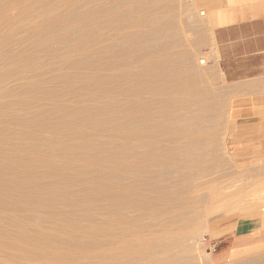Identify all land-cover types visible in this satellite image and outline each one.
Listing matches in <instances>:
<instances>
[{"label":"bare ground","instance_id":"1","mask_svg":"<svg viewBox=\"0 0 264 264\" xmlns=\"http://www.w3.org/2000/svg\"><path fill=\"white\" fill-rule=\"evenodd\" d=\"M110 2L0 0V264H175L201 207L233 191L199 179L187 155L218 133L195 119L231 109L234 151L251 126L190 46L157 42L169 25L152 3Z\"/></svg>","mask_w":264,"mask_h":264},{"label":"rangeland","instance_id":"2","mask_svg":"<svg viewBox=\"0 0 264 264\" xmlns=\"http://www.w3.org/2000/svg\"><path fill=\"white\" fill-rule=\"evenodd\" d=\"M94 1L91 0L90 4L92 5L93 2L92 6L96 7H105V5L108 6L111 3V0ZM231 1L232 8L237 10L247 9V6L253 2L252 0H138L141 3H152L159 11L163 23L167 22L169 25L166 28L167 30L160 29L161 32L157 42H163L167 39L174 40L178 37L180 43L182 40L185 45L187 44L185 46L184 43H181V46H188L187 49L190 46V50L196 58L205 60V64L201 65V69L215 84L216 95L219 96V93H222L226 100L234 101V108L237 111L239 110L238 113L237 111L235 113L238 126H251L243 134L237 135V139H233L238 147L241 148L246 144L248 148L234 151L231 150V148H234L233 145L227 144L226 134L222 132L224 127L221 126H224L225 121L220 126V119L218 118L224 113V119L227 118L228 120L231 109L207 108L202 114L196 116V123L206 126L211 125L212 130L214 129L218 133V143L216 147H211L208 141L204 142L202 145L192 148L187 156L201 167V172L204 175L201 173L202 176L200 174L199 179L214 178L216 187L228 185L233 188V191L228 195H219L209 207L207 204L201 207L199 220L203 223L202 228L198 229V236L195 235L197 233L193 235V237L196 236L194 237L195 240L187 239L188 246L195 247L192 251L189 247V254L192 252L191 257L195 256L191 258L190 255L187 257L186 254L182 261L179 260L180 263L175 262V264H194L195 262V264H203L204 262V264H216L213 261L212 252H210L211 247L206 239L210 223L218 219L232 222L239 217L258 216L256 212L259 213L260 209H264V202L261 200L264 181V65L261 71L251 77L233 81L226 80L219 66L217 47L213 38L215 27L213 26L211 13L221 9H229V2ZM128 2L133 3L132 5L128 3L129 6L134 5V0H128ZM257 2L264 4V0H258ZM10 16L11 14L7 18ZM249 109L257 110L253 115L255 119H251L252 115H242L240 113ZM245 189H254V192L244 194ZM254 195L257 198L256 200ZM254 200L259 207L261 205L259 209H256L257 206L255 205H253L255 210L251 208ZM237 205L239 206L237 207ZM211 207L218 210L221 208V211L206 217V211ZM225 207L231 211L224 209V213L223 208ZM205 225H207L206 228ZM263 232L264 225L262 224L252 235L253 245L239 251L223 264H264Z\"/></svg>","mask_w":264,"mask_h":264},{"label":"crops","instance_id":"3","mask_svg":"<svg viewBox=\"0 0 264 264\" xmlns=\"http://www.w3.org/2000/svg\"><path fill=\"white\" fill-rule=\"evenodd\" d=\"M252 1L244 10L232 8L231 2L229 9L218 10L231 18L213 30L219 66L226 80L251 77L264 65V4ZM210 224L206 239L209 246L215 245L213 261L223 264L253 245L252 235L263 223L258 215L239 217L232 222L218 219Z\"/></svg>","mask_w":264,"mask_h":264},{"label":"built area","instance_id":"4","mask_svg":"<svg viewBox=\"0 0 264 264\" xmlns=\"http://www.w3.org/2000/svg\"><path fill=\"white\" fill-rule=\"evenodd\" d=\"M211 248H210V252H214L215 251V245H212V246H210Z\"/></svg>","mask_w":264,"mask_h":264}]
</instances>
